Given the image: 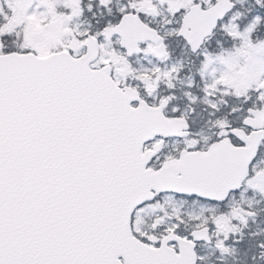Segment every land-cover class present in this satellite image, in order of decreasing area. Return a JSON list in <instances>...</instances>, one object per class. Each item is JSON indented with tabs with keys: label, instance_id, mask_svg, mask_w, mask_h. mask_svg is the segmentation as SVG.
Wrapping results in <instances>:
<instances>
[{
	"label": "snow or ice",
	"instance_id": "obj_1",
	"mask_svg": "<svg viewBox=\"0 0 264 264\" xmlns=\"http://www.w3.org/2000/svg\"><path fill=\"white\" fill-rule=\"evenodd\" d=\"M0 264H264V0H0Z\"/></svg>",
	"mask_w": 264,
	"mask_h": 264
}]
</instances>
